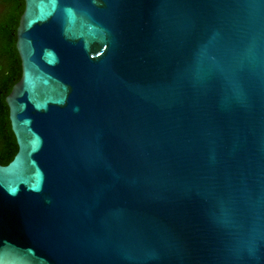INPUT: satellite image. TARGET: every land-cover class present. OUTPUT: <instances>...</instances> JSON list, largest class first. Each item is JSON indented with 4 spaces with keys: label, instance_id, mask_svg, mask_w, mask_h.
Returning a JSON list of instances; mask_svg holds the SVG:
<instances>
[{
    "label": "water",
    "instance_id": "obj_1",
    "mask_svg": "<svg viewBox=\"0 0 264 264\" xmlns=\"http://www.w3.org/2000/svg\"><path fill=\"white\" fill-rule=\"evenodd\" d=\"M0 264H264V0H23Z\"/></svg>",
    "mask_w": 264,
    "mask_h": 264
},
{
    "label": "trees",
    "instance_id": "obj_2",
    "mask_svg": "<svg viewBox=\"0 0 264 264\" xmlns=\"http://www.w3.org/2000/svg\"><path fill=\"white\" fill-rule=\"evenodd\" d=\"M0 164L6 165L17 152L6 95L21 75V65L15 47L16 28L24 8L23 0H0Z\"/></svg>",
    "mask_w": 264,
    "mask_h": 264
},
{
    "label": "flooded vegetation",
    "instance_id": "obj_3",
    "mask_svg": "<svg viewBox=\"0 0 264 264\" xmlns=\"http://www.w3.org/2000/svg\"><path fill=\"white\" fill-rule=\"evenodd\" d=\"M0 11H1V6H0Z\"/></svg>",
    "mask_w": 264,
    "mask_h": 264
}]
</instances>
